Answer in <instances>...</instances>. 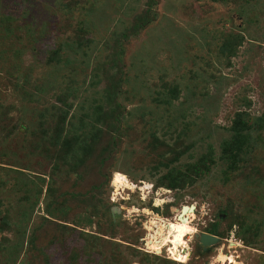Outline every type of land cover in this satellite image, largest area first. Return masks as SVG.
I'll return each mask as SVG.
<instances>
[{"label":"rangeland","instance_id":"374dc122","mask_svg":"<svg viewBox=\"0 0 264 264\" xmlns=\"http://www.w3.org/2000/svg\"><path fill=\"white\" fill-rule=\"evenodd\" d=\"M0 105V264H264V124L217 160L237 112L264 120V0H0ZM112 112L104 165L106 136L82 164L50 145Z\"/></svg>","mask_w":264,"mask_h":264},{"label":"trees","instance_id":"16d2710c","mask_svg":"<svg viewBox=\"0 0 264 264\" xmlns=\"http://www.w3.org/2000/svg\"><path fill=\"white\" fill-rule=\"evenodd\" d=\"M59 49L60 47L56 49L55 53H58L60 51ZM167 104H169V102H167ZM115 106H117V104H115ZM58 111H56L55 113H57ZM58 115L57 118L60 117V115ZM118 115V113L113 114V112L111 113V115H99L97 119H101V121H103V127L96 128L95 132L84 136L83 134H75L81 128V125H79L78 129H76L73 134L70 133V129L65 128V114L62 116L63 118L60 122V125L56 127L55 133L53 135H50V145L53 147H59L63 151L65 150V146H67L68 144L70 145L69 151H73L71 149L75 147L76 152H74L72 156H70V160L72 158H77L79 159V163L76 162V164H82L85 161V157H89L88 154L92 153L93 146H96V143H98V145L101 144L99 141L103 136H106L105 143L101 144L100 146L102 147L100 152L105 155L100 160V166H102L106 162L107 156L109 157L118 147L121 141L120 137L122 136V131L126 130L125 128H123L122 121L121 119H119ZM258 122L264 124V120H262L261 118H258L256 122H250V119L247 118L243 112H237L235 114L231 126L229 127L230 137L220 143V151L217 157V160L225 166V172H234L237 168H239L238 164L241 162L242 156L246 153L247 149L250 148L251 144L249 140L251 138V132L259 129L257 127ZM82 144H84L83 148ZM79 151H88L87 153L83 152V154L81 155L84 158V160H82L83 162L78 156ZM214 158L215 157L213 155V150L211 149V147H209V150L205 156H201L194 163H190L187 166L184 165L183 170L181 169V167H177L175 163L177 158H175L173 161H170V163L172 162L171 164L175 166H167V173L162 179L165 181V183H167L166 186L170 189L180 188L188 182H195L198 178L203 177L204 174L209 172V164L215 165L217 163ZM68 164L71 169L76 168V165H70V162ZM157 167L158 166H155L153 169H156ZM71 171L73 172V170ZM206 232L214 235L215 229L211 228Z\"/></svg>","mask_w":264,"mask_h":264},{"label":"water","instance_id":"95a60500","mask_svg":"<svg viewBox=\"0 0 264 264\" xmlns=\"http://www.w3.org/2000/svg\"><path fill=\"white\" fill-rule=\"evenodd\" d=\"M186 208L188 209H194V207L191 206H183L181 209V212H183ZM198 242L199 245L203 248L209 247L219 241V239L213 235L207 234V233H200L198 235Z\"/></svg>","mask_w":264,"mask_h":264},{"label":"bare ground","instance_id":"6f19581e","mask_svg":"<svg viewBox=\"0 0 264 264\" xmlns=\"http://www.w3.org/2000/svg\"><path fill=\"white\" fill-rule=\"evenodd\" d=\"M215 245V244H214ZM212 247V246H211ZM210 249V248H209ZM184 255V254H183Z\"/></svg>","mask_w":264,"mask_h":264}]
</instances>
